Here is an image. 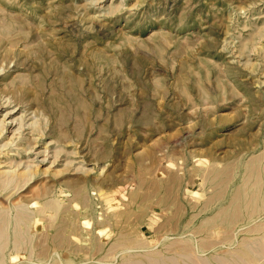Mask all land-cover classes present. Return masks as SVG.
I'll return each instance as SVG.
<instances>
[{
	"label": "rangeland",
	"instance_id": "374dc122",
	"mask_svg": "<svg viewBox=\"0 0 264 264\" xmlns=\"http://www.w3.org/2000/svg\"><path fill=\"white\" fill-rule=\"evenodd\" d=\"M29 166L0 264H264V0H0V175Z\"/></svg>",
	"mask_w": 264,
	"mask_h": 264
},
{
	"label": "bare ground",
	"instance_id": "6f19581e",
	"mask_svg": "<svg viewBox=\"0 0 264 264\" xmlns=\"http://www.w3.org/2000/svg\"><path fill=\"white\" fill-rule=\"evenodd\" d=\"M96 1V0H95ZM92 2H93V0H92ZM4 129V128H3ZM5 130V129H4ZM23 139V138H22ZM26 150H27V148H26ZM31 150V149H30ZM28 166V165H27ZM1 174V173H0ZM37 174V171L36 170H33L30 166L29 167H27V169H25V171H22V172H20V171H18L17 173H12L11 175H7V177H2L1 175H0V192H2V191H4V190H6L7 188H9L11 185H13L14 183H17V182H19V181H22V180H25V183L24 184H27V183H29L33 178H34V176ZM206 181V180H205ZM16 187H17V184H16ZM20 187V186H19ZM251 199V198H250ZM11 201V200H10ZM255 203H256V201H254ZM255 203H254V206H255ZM247 205H249V203H247ZM254 206H252V205H250V209L251 210H255V207ZM259 209V208H258ZM239 211V210H238ZM238 211L236 212L237 214H235V216L236 215H238V214H240V211H239V213H238ZM256 211V210H255ZM255 211H254V214H255ZM3 213V212H2ZM1 213V214H2ZM242 215V214H241ZM250 215H252V213H250ZM239 217V216H238ZM235 218H237V217H234V219ZM9 223V222H8ZM15 226V225H14ZM8 227H9V225H8ZM3 229H5V220L4 219H2L1 218V216H0V236H1V234H3ZM255 229V228H254ZM257 230V229H256ZM30 231V230H29ZM253 232V231H252ZM244 240H246V239H244ZM26 242V241H25ZM260 245H262V244H259V246ZM189 247V246H188ZM262 247H263V245H262ZM261 247V248H262ZM190 248V247H189ZM188 249V248H187ZM185 249L186 251H184V252H187V251H189L190 249ZM262 251H261V253L260 254H263L264 253V247L261 249ZM3 251H5V249L3 250ZM228 252H229V250H228ZM242 252H243V254H244V257H240V256H238V257H240L239 259H237V260H230L229 258H226V257H223V258H217V259H220V264H247V262H249V260H251L252 261V259H254V255H257L258 253H259V251L257 252V250H256V248L255 247H252V244H248V243H246L245 244V246L243 247V249H242ZM197 254V253H196ZM181 255V254H180ZM179 255V256H180ZM190 255H192V254H190ZM189 255V256H190ZM259 255V254H258ZM182 257H185V256H183V255H181ZM188 256V257H189ZM194 257H195V255H193ZM192 256V257H193ZM198 256V255H197ZM129 257V256H128ZM188 257H186L187 259H188ZM193 257V258H194ZM257 257V256H256ZM174 257L172 256V257H170L169 258V261H171L173 264H174V262H175V260L177 261V259L175 258V260H172ZM193 258H191V257H189V261H193L194 259ZM246 258L248 259V260H246ZM171 259V260H170ZM198 259H202L203 260V258H198ZM150 260V262H151V264H167V262H165L164 260H165V258H163L162 259V257L161 258H151V259H149ZM201 260V261H202ZM197 261H199V260H197ZM217 261V260H216ZM128 262H129V259H128ZM170 262V263H171ZM178 262V261H177ZM175 263V264H179V263ZM203 262V261H202ZM205 262V264L206 263H208V262H206V261H204ZM218 262V261H217ZM171 263V264H172ZM184 263V262H183ZM195 264H200L199 262H197L196 263V260H195V262H194ZM253 263V262H252ZM131 264H144V263H142V262H139V261H133ZM202 264H204V263H202ZM254 264V263H253Z\"/></svg>",
	"mask_w": 264,
	"mask_h": 264
}]
</instances>
